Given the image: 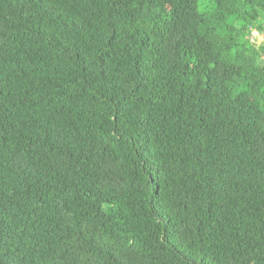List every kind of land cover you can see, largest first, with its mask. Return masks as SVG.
<instances>
[{
	"label": "trees",
	"instance_id": "obj_1",
	"mask_svg": "<svg viewBox=\"0 0 264 264\" xmlns=\"http://www.w3.org/2000/svg\"><path fill=\"white\" fill-rule=\"evenodd\" d=\"M0 264H264V0H0Z\"/></svg>",
	"mask_w": 264,
	"mask_h": 264
},
{
	"label": "built area",
	"instance_id": "obj_2",
	"mask_svg": "<svg viewBox=\"0 0 264 264\" xmlns=\"http://www.w3.org/2000/svg\"><path fill=\"white\" fill-rule=\"evenodd\" d=\"M262 39H263V35L258 33L257 31L252 30L250 32L249 40H250L251 44L258 46L262 42Z\"/></svg>",
	"mask_w": 264,
	"mask_h": 264
},
{
	"label": "clouds",
	"instance_id": "obj_3",
	"mask_svg": "<svg viewBox=\"0 0 264 264\" xmlns=\"http://www.w3.org/2000/svg\"><path fill=\"white\" fill-rule=\"evenodd\" d=\"M254 45V44H253ZM256 46V45H255Z\"/></svg>",
	"mask_w": 264,
	"mask_h": 264
},
{
	"label": "bare ground",
	"instance_id": "obj_4",
	"mask_svg": "<svg viewBox=\"0 0 264 264\" xmlns=\"http://www.w3.org/2000/svg\"><path fill=\"white\" fill-rule=\"evenodd\" d=\"M144 75V74H143Z\"/></svg>",
	"mask_w": 264,
	"mask_h": 264
}]
</instances>
